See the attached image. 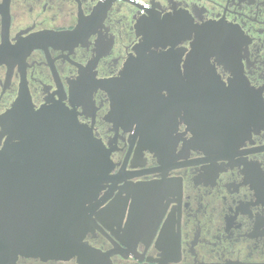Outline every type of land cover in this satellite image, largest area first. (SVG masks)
Wrapping results in <instances>:
<instances>
[{
	"label": "flooded vegetation",
	"instance_id": "obj_1",
	"mask_svg": "<svg viewBox=\"0 0 264 264\" xmlns=\"http://www.w3.org/2000/svg\"><path fill=\"white\" fill-rule=\"evenodd\" d=\"M105 1L0 0V117L64 107L110 169L77 252L14 264H264V0ZM138 53L156 92L113 118Z\"/></svg>",
	"mask_w": 264,
	"mask_h": 264
},
{
	"label": "water",
	"instance_id": "obj_2",
	"mask_svg": "<svg viewBox=\"0 0 264 264\" xmlns=\"http://www.w3.org/2000/svg\"><path fill=\"white\" fill-rule=\"evenodd\" d=\"M153 34L144 35L147 43ZM169 36L164 28L159 38L167 43ZM164 63L138 53L119 79L101 85L114 101L113 118H123V100L136 110L153 97ZM122 85L132 88L122 94ZM0 128L7 137L0 149V264L77 252L88 225L85 206L110 170L101 142L64 107L34 111L22 96L0 117Z\"/></svg>",
	"mask_w": 264,
	"mask_h": 264
},
{
	"label": "built area",
	"instance_id": "obj_3",
	"mask_svg": "<svg viewBox=\"0 0 264 264\" xmlns=\"http://www.w3.org/2000/svg\"><path fill=\"white\" fill-rule=\"evenodd\" d=\"M99 1H105V0H99ZM118 1H121V0H118ZM148 2L149 1H141V0H126V3L129 4V5H132V6H135V5H140L141 8L138 9V11L140 13H143L145 11V9L148 7Z\"/></svg>",
	"mask_w": 264,
	"mask_h": 264
},
{
	"label": "rangeland",
	"instance_id": "obj_4",
	"mask_svg": "<svg viewBox=\"0 0 264 264\" xmlns=\"http://www.w3.org/2000/svg\"><path fill=\"white\" fill-rule=\"evenodd\" d=\"M141 1H149V0H141Z\"/></svg>",
	"mask_w": 264,
	"mask_h": 264
}]
</instances>
